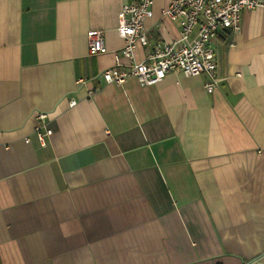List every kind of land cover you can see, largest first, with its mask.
<instances>
[{"label": "crops", "instance_id": "obj_1", "mask_svg": "<svg viewBox=\"0 0 264 264\" xmlns=\"http://www.w3.org/2000/svg\"><path fill=\"white\" fill-rule=\"evenodd\" d=\"M171 1L151 47L178 37ZM127 2L0 0V264H264V9L220 36L210 95L181 73L105 84ZM92 30L107 53L89 54Z\"/></svg>", "mask_w": 264, "mask_h": 264}, {"label": "built area", "instance_id": "obj_2", "mask_svg": "<svg viewBox=\"0 0 264 264\" xmlns=\"http://www.w3.org/2000/svg\"><path fill=\"white\" fill-rule=\"evenodd\" d=\"M154 3L155 0H128L120 10L118 33L126 46L120 55H115V65L101 75L106 85L123 86L135 80L141 87H151L160 84L169 74L181 73L186 77L203 76L206 92L214 94L227 79L222 66L220 36L238 33L244 12L264 9V0H172L162 10V18L178 25V37L151 47L146 21L154 15ZM87 39L90 55L107 53L104 31L92 30ZM139 48H150L140 63L134 62ZM93 94L91 91L89 97ZM76 105L75 100L70 102L71 107ZM35 120L34 133L46 147L53 136L49 115L38 113Z\"/></svg>", "mask_w": 264, "mask_h": 264}]
</instances>
